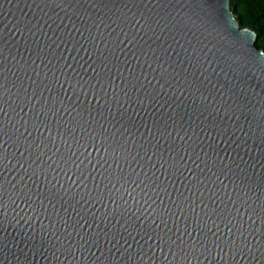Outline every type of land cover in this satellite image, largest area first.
I'll return each mask as SVG.
<instances>
[{"label":"water","instance_id":"obj_1","mask_svg":"<svg viewBox=\"0 0 264 264\" xmlns=\"http://www.w3.org/2000/svg\"><path fill=\"white\" fill-rule=\"evenodd\" d=\"M256 40L229 0H0V264H264ZM88 119L134 146L131 195L61 164Z\"/></svg>","mask_w":264,"mask_h":264},{"label":"snow or ice","instance_id":"obj_2","mask_svg":"<svg viewBox=\"0 0 264 264\" xmlns=\"http://www.w3.org/2000/svg\"><path fill=\"white\" fill-rule=\"evenodd\" d=\"M228 19H230V17H225L226 22ZM245 38L251 39L249 36ZM105 123L106 122L101 121L99 127H97L96 124L92 123L91 119H88L85 121L82 130L80 126H76L73 129L72 125H68L63 133H58L56 137H53V140L70 143L68 153H66L63 158H59L60 162L64 165L66 172L70 173L72 176H76L80 168L84 167L85 163L89 165L94 164L91 171H89L88 168H84V171L87 172L89 176L98 170L97 174L101 177V184H104L105 180H107L111 182L113 187H115V185H120L121 190L131 195L132 193L127 186L129 184H135L136 182L130 179V173H127L121 165H126V162L129 160L134 161L137 154H135L134 146L132 148L129 147L128 141L124 136H120L119 133H117V136L111 135L108 128L105 127ZM73 131L79 134L74 137ZM65 136H67V140H64ZM117 137H119V139H117ZM93 153H95V157H93ZM161 166H167L169 170L173 167L169 162H165V164ZM38 172L41 176L43 175L42 170H38ZM81 175H83V173H81ZM140 182L145 184L148 183L147 180ZM158 187L159 186H157V190ZM69 193L72 194L73 200L77 199L78 189L74 191L73 186L61 187L58 190L55 186L49 187L45 184L42 196L49 201V204H52L53 201L65 199ZM139 198L142 199L143 195ZM80 199L82 200L83 198L80 197ZM188 207H191V205H188ZM204 211L205 209H201V212ZM207 212L210 214L209 218L210 216L217 215L216 209L209 208ZM261 222L264 223V219H262ZM156 238L167 242L165 236Z\"/></svg>","mask_w":264,"mask_h":264},{"label":"trees","instance_id":"obj_3","mask_svg":"<svg viewBox=\"0 0 264 264\" xmlns=\"http://www.w3.org/2000/svg\"><path fill=\"white\" fill-rule=\"evenodd\" d=\"M230 9L241 27L256 33V48L264 53V0H229Z\"/></svg>","mask_w":264,"mask_h":264}]
</instances>
